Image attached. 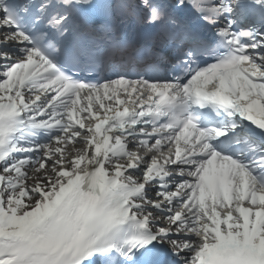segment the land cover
<instances>
[{
	"label": "snow or ice",
	"instance_id": "obj_1",
	"mask_svg": "<svg viewBox=\"0 0 264 264\" xmlns=\"http://www.w3.org/2000/svg\"><path fill=\"white\" fill-rule=\"evenodd\" d=\"M0 264H264V0H0Z\"/></svg>",
	"mask_w": 264,
	"mask_h": 264
}]
</instances>
